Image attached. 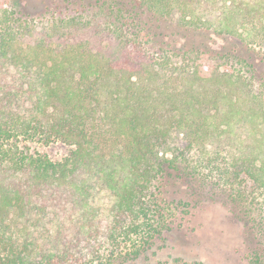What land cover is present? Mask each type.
Returning <instances> with one entry per match:
<instances>
[{"label": "trees", "instance_id": "1", "mask_svg": "<svg viewBox=\"0 0 264 264\" xmlns=\"http://www.w3.org/2000/svg\"><path fill=\"white\" fill-rule=\"evenodd\" d=\"M133 2L136 15L142 2L158 20L178 10L186 29L237 38L249 52L264 42V0ZM24 16L0 0V264L149 257L194 214L169 192L172 174L198 201L222 203L251 238L247 264H264V79L244 49L213 55L220 69L197 47L204 54L183 65L148 53L131 14L106 26L57 17L40 29L18 24ZM56 141L71 147L61 160L28 144Z\"/></svg>", "mask_w": 264, "mask_h": 264}, {"label": "rangeland", "instance_id": "2", "mask_svg": "<svg viewBox=\"0 0 264 264\" xmlns=\"http://www.w3.org/2000/svg\"><path fill=\"white\" fill-rule=\"evenodd\" d=\"M134 0H13L26 20L17 22L23 25H36L37 29L49 25L57 17L73 16L79 20L100 22L102 26L108 23L125 21L123 15L131 14L135 18L129 29L137 33L141 46L154 56H170L175 63L187 64L202 55L197 47H207L209 56L200 57L218 62L220 69L225 59H217L213 55L224 53L230 49L243 50L255 68L256 79H264V42L250 43L253 50L246 51L244 43L234 37L217 34L213 31L202 32L188 30L180 25L181 13L173 10L171 14L157 19L150 13L146 5L140 3L139 15ZM141 1V0H140ZM127 3V5H125ZM135 9V11H134ZM129 18V17H128ZM130 20V19H129ZM145 21V22H144ZM119 22V24H120ZM146 24V27L142 28ZM139 26V27H138ZM126 27V26H124ZM227 37V38H226ZM237 42L239 46L234 43ZM190 47V48H189ZM191 47L194 49L193 51ZM219 57V56H218ZM205 61V60H202ZM231 63V61H229ZM22 144L23 141H20ZM32 149L48 154L52 159L61 160L68 155L71 147L64 142L56 141L50 144L28 143ZM169 192L178 191L176 195L187 198L194 204V214L182 219L181 225L170 231L164 239L157 240L149 257H142L133 264L158 262L169 257L184 259H200L207 264H247V254L251 249V238L244 235L240 222L235 219L220 202H210L205 199L198 201L197 197L188 193L189 186L184 179L172 174L165 179ZM106 201L109 197L105 198ZM198 201V202H197ZM107 221V218H104ZM104 223V222H103ZM105 245V244H104ZM250 247V249L248 248ZM109 250L106 244L101 250L104 255Z\"/></svg>", "mask_w": 264, "mask_h": 264}]
</instances>
